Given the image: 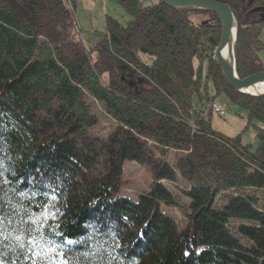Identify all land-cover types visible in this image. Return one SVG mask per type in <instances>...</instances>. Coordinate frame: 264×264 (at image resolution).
<instances>
[{"label": "trees", "instance_id": "16d2710c", "mask_svg": "<svg viewBox=\"0 0 264 264\" xmlns=\"http://www.w3.org/2000/svg\"><path fill=\"white\" fill-rule=\"evenodd\" d=\"M112 1L129 21L105 15L103 38L87 46L69 7L77 0H0V262L264 264V97L239 93L217 65L219 18ZM214 1L237 18L238 76L264 72V0ZM221 95L247 112L237 137L213 131ZM250 126L255 146L243 142ZM125 162L154 175L137 201L118 195ZM162 205L186 216L182 231ZM29 217L49 247L76 243L32 256L27 237L15 239Z\"/></svg>", "mask_w": 264, "mask_h": 264}, {"label": "rangeland", "instance_id": "374dc122", "mask_svg": "<svg viewBox=\"0 0 264 264\" xmlns=\"http://www.w3.org/2000/svg\"><path fill=\"white\" fill-rule=\"evenodd\" d=\"M75 1V0H69ZM146 4L148 0H143ZM70 10L73 11L75 23L77 24V34L82 42H85L87 46H90L96 40L103 38L106 22L104 20L105 15L115 18L121 25H126L130 17L128 13L122 9L117 3L112 0H77L74 8L69 3ZM206 18V17H198ZM81 30V32H80ZM90 32V33H88ZM264 41V35L261 36ZM262 62L264 63V52L260 55ZM221 112L225 114H219L213 111L211 118V125L213 131L222 133L230 137H237L247 127V112L239 107L234 106L224 96H218L214 99ZM193 113H197L200 110L198 101L194 100ZM108 123L104 124L107 128ZM243 142L245 144L255 146L257 144L255 131L252 126L243 132ZM154 182V175L148 165H140L135 162H125L123 166L122 182L120 185V191L118 195L128 196L133 201H137L142 195H145L152 190ZM173 192H180L184 188V183L175 184L179 188H175L170 183L162 182ZM183 203H189V199L183 196ZM161 210L174 218L177 222L178 230L182 231L187 225L186 216L181 212L173 208H167L162 205Z\"/></svg>", "mask_w": 264, "mask_h": 264}, {"label": "water", "instance_id": "95a60500", "mask_svg": "<svg viewBox=\"0 0 264 264\" xmlns=\"http://www.w3.org/2000/svg\"><path fill=\"white\" fill-rule=\"evenodd\" d=\"M162 3L179 11H204L217 15L222 29L220 43L214 50V59L232 88L246 96L264 97V72L241 79L237 73L236 44L238 33L237 18L229 5L214 0H161ZM232 43V47L230 44ZM231 48L232 59L225 57L224 50Z\"/></svg>", "mask_w": 264, "mask_h": 264}, {"label": "snow or ice", "instance_id": "6c2138e0", "mask_svg": "<svg viewBox=\"0 0 264 264\" xmlns=\"http://www.w3.org/2000/svg\"><path fill=\"white\" fill-rule=\"evenodd\" d=\"M3 176V172L0 171V177ZM9 183V181L4 180L3 184H7ZM3 188V185L0 184V189ZM21 195H24V193H20ZM52 200H55L56 197L55 195H53L51 197ZM10 203V201H9ZM41 215L44 216L45 219H47L49 216H51L53 219H55L56 217V213L55 212H48L47 210H45V212L41 213ZM4 220H5V215H4V203L2 202V198H0V242H3L4 240H7L8 237L4 234ZM9 223H11V220L9 219ZM24 223L28 226L27 230L25 232L24 236L21 235H17L15 237V239L17 240V242H20L22 240L25 239V236L27 237L26 239V243L29 245V249L31 251L32 256H40L41 255V251H39L38 249H40L42 246L44 249H46L47 251H57L58 255H65V251L63 248V245L67 244V245H71L76 243V241L71 240L70 238L65 237L63 240V243H56V242H51L49 241L52 246L49 247L48 243H46L44 241V239L42 238H38L41 235H44L41 233V228H43V225L40 226V228H33V225H36L38 223V218H32L29 217L28 221H24ZM34 233H36L34 235ZM58 234V233H55ZM20 247L23 249L24 248V243H20ZM68 251H71V249H68ZM0 264H2V262H0ZM60 264H69V262L67 260H61Z\"/></svg>", "mask_w": 264, "mask_h": 264}, {"label": "bare ground", "instance_id": "6f19581e", "mask_svg": "<svg viewBox=\"0 0 264 264\" xmlns=\"http://www.w3.org/2000/svg\"><path fill=\"white\" fill-rule=\"evenodd\" d=\"M166 5V4H165ZM169 7V6H168ZM216 15V14H215ZM217 16V15H216ZM239 30V29H238ZM238 34V33H237ZM221 38V37H220ZM230 46L232 47V43L230 44ZM231 48H227L226 50H224V55H225V57H227V58H229L230 60L232 59V56H233V52L230 50ZM216 112V113H224V112H221L220 110H219V108H218V106L217 105H213L212 106V112ZM225 114V113H224ZM224 114H222V115H224Z\"/></svg>", "mask_w": 264, "mask_h": 264}, {"label": "crops", "instance_id": "0c3cea01", "mask_svg": "<svg viewBox=\"0 0 264 264\" xmlns=\"http://www.w3.org/2000/svg\"><path fill=\"white\" fill-rule=\"evenodd\" d=\"M261 58V57H260Z\"/></svg>", "mask_w": 264, "mask_h": 264}]
</instances>
